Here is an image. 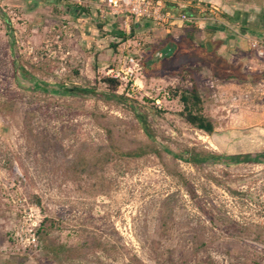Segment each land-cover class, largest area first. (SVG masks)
<instances>
[{
	"label": "rangeland",
	"instance_id": "374dc122",
	"mask_svg": "<svg viewBox=\"0 0 264 264\" xmlns=\"http://www.w3.org/2000/svg\"><path fill=\"white\" fill-rule=\"evenodd\" d=\"M64 1L69 16L46 8L37 22L0 1V264H264V163L196 169L178 160L197 200L156 155L101 170L91 164L107 148V127L126 143L143 138L134 110L110 97L103 78L113 77L111 69L119 73L118 92L147 115L165 147L203 146L227 155L264 152V71L218 52L242 79L185 57L149 74L141 60L155 43L134 33L133 23L127 34L119 18L114 27L93 21L86 36L70 15L87 12L85 6ZM220 18L206 22L229 25L223 9ZM121 32L129 39L120 42ZM183 66L196 67L205 111L217 124L212 134L179 114L174 93L192 85L190 76L175 74ZM73 86L89 92H64ZM30 207L41 215L37 245L25 239ZM45 218L56 222L49 241L58 253L45 248Z\"/></svg>",
	"mask_w": 264,
	"mask_h": 264
},
{
	"label": "trees",
	"instance_id": "16d2710c",
	"mask_svg": "<svg viewBox=\"0 0 264 264\" xmlns=\"http://www.w3.org/2000/svg\"><path fill=\"white\" fill-rule=\"evenodd\" d=\"M82 10L87 11V9L83 7ZM226 17L229 20L231 19L227 14ZM186 24V32L178 40L172 36H168L165 40L151 45L149 53L141 60L144 70H147L149 74L158 75L163 71L164 66L167 63L185 57L190 60L205 61L210 64L212 68H216L218 65L219 68H221L222 77L226 79L243 78L244 75L240 71H236L229 66L223 65L225 61L218 54V48L221 45V41L212 40L210 38L199 39L197 34L200 29L193 23L187 22ZM117 36L121 38L120 42L126 41L130 37V35H126L124 32H121ZM116 45L117 44H113V46ZM195 68L196 67L183 66L175 71V74L180 77L190 76L192 85L187 89L176 90L174 95L178 97L181 103L182 108L179 111V114L183 120L194 128L202 130L207 134H212L215 132L217 124L214 118L208 115L205 111V102L202 91L197 78L194 75ZM20 70L23 74H27L23 67ZM246 78H249V76L247 75ZM103 81L111 91L110 97L117 98L119 101L126 103L134 110L136 120L143 133V138L128 139L129 143H126L125 135H121L113 128L107 127V148L105 151L96 154L91 163L97 169L101 170L105 165L111 162L136 159L153 154L163 160L168 173L186 188L193 199L197 200V191L191 180L179 167L178 160L188 161L196 169H206L209 165L218 162L226 164L264 163V152H240L227 155L203 146L187 147L180 152L172 151L159 141L147 115L135 108L133 99L128 97L124 92H118V88L121 84L120 81L115 77L109 76L104 77ZM63 90L64 92L77 95L89 92L87 89L77 86L63 87ZM166 152L172 154L171 159L168 161L165 160ZM77 164L78 163L74 165L76 170L79 167ZM208 178H212V181L219 184L218 179L215 177ZM199 207L204 209L201 203H199ZM55 223L56 222L53 219L45 218L41 224L40 233H43L44 239L46 240L45 248L58 253L55 245L49 241V232L55 227Z\"/></svg>",
	"mask_w": 264,
	"mask_h": 264
},
{
	"label": "crops",
	"instance_id": "0c3cea01",
	"mask_svg": "<svg viewBox=\"0 0 264 264\" xmlns=\"http://www.w3.org/2000/svg\"><path fill=\"white\" fill-rule=\"evenodd\" d=\"M1 5L18 7L23 14L34 22H37L40 10L53 9L58 7L69 16L71 8L64 0H0ZM87 12L71 10L72 23L84 35L89 34L93 21H105L112 27L116 25V18L109 13H105L104 0H84ZM193 1L201 3H213L219 5L223 11L231 18L229 25L220 24L216 21H200L195 24L200 31L199 39L210 38L221 41L218 52L226 57L235 56L238 61L245 64L250 63L251 67L258 73L264 71V50H257L249 45L251 36H264V0H178L179 3ZM192 12L194 9L182 7L178 12ZM134 33L147 40L159 43L172 36L178 40L185 34L187 22L180 21L173 25L170 32L162 26H154L150 21L134 19ZM39 29V27H37ZM240 32H239V31ZM238 32V33H237Z\"/></svg>",
	"mask_w": 264,
	"mask_h": 264
},
{
	"label": "built area",
	"instance_id": "2783aa9c",
	"mask_svg": "<svg viewBox=\"0 0 264 264\" xmlns=\"http://www.w3.org/2000/svg\"><path fill=\"white\" fill-rule=\"evenodd\" d=\"M79 5H84V0H74ZM194 9L192 12L181 11V8ZM105 13H109L114 18L122 20L124 31L131 34L132 22L134 19L150 21L154 26H162L168 32L171 31L176 23L191 22L198 23L200 21L219 20L222 9L219 5L213 3H201L193 1H185L179 3L178 0H104ZM251 45L257 50H264V36L250 37ZM133 67L140 68L139 61L133 56L129 57ZM129 70L133 73V68ZM111 76L118 78L119 73L110 70ZM127 78V77H126ZM137 82V81H136ZM26 222L29 226L26 228L25 239L28 245H37L36 227L41 222L39 209L30 207L25 209ZM21 241L23 237H20Z\"/></svg>",
	"mask_w": 264,
	"mask_h": 264
}]
</instances>
